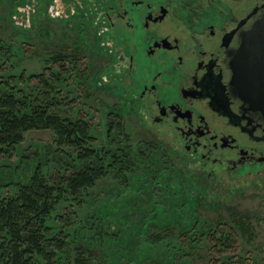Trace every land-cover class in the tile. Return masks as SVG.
Wrapping results in <instances>:
<instances>
[{
  "label": "rangeland",
  "instance_id": "rangeland-1",
  "mask_svg": "<svg viewBox=\"0 0 264 264\" xmlns=\"http://www.w3.org/2000/svg\"><path fill=\"white\" fill-rule=\"evenodd\" d=\"M46 12L45 0H0V78L13 77L20 87L21 74L41 73L58 54L73 57V71L69 66L56 85L62 97L71 93L76 101L67 105L61 99L56 112L89 119L97 156L81 162L72 150L54 144V131H27L15 157L0 160V195L7 185L14 192L16 185H29L38 166L46 179L85 167L105 172L73 197L68 245L55 264H75L80 254L88 264H214L218 257L206 234L221 227L232 228L237 247L219 255L217 264H264V173L203 170L196 156L177 145L171 133L151 127L136 101L119 90L123 85L108 66L109 50L99 48L95 35L75 30L84 19L59 30ZM29 84L23 86L26 96L35 85ZM6 92L1 85L0 93ZM67 204L57 205L51 226ZM165 229L172 236L154 245L151 235ZM38 264L44 261L39 258Z\"/></svg>",
  "mask_w": 264,
  "mask_h": 264
},
{
  "label": "flooded vegetation",
  "instance_id": "flooded-vegetation-1",
  "mask_svg": "<svg viewBox=\"0 0 264 264\" xmlns=\"http://www.w3.org/2000/svg\"><path fill=\"white\" fill-rule=\"evenodd\" d=\"M45 3L46 17L59 30L84 19L75 30L95 35L99 48L109 50L119 90L203 170L264 173V113L243 100L233 81V60L242 38L264 17V0Z\"/></svg>",
  "mask_w": 264,
  "mask_h": 264
},
{
  "label": "trees",
  "instance_id": "trees-1",
  "mask_svg": "<svg viewBox=\"0 0 264 264\" xmlns=\"http://www.w3.org/2000/svg\"><path fill=\"white\" fill-rule=\"evenodd\" d=\"M71 59L74 58L69 54H58L51 59L53 65L46 66L41 73L30 76L21 74L19 85L35 84L30 89L32 96L22 94L24 87L14 85L13 77L0 78V86L7 89L6 93H0V160L15 157L25 132L46 129L54 131V144L57 147L72 150L79 161L97 156L93 147L96 140L91 135L89 119L83 115L75 119L67 114L62 117L56 112L63 103L61 99L68 101L65 102L67 105L76 101L71 93L62 97V90L57 86L62 82L61 76L69 73V66L73 71ZM84 97L89 98L90 95L86 92ZM117 126L122 129L121 123ZM111 130L112 126L109 132ZM104 173L102 168L85 167L80 171L56 172L46 179L38 166L29 185H16L15 192L8 185L5 186V191L0 195V264H38L39 258L44 264H55L57 256L68 245L65 229L71 226L75 215L73 197L81 190L93 187ZM62 202L68 204L54 216L53 224L56 227L51 226L48 221ZM238 227L244 229L242 220ZM231 229L221 227V230H211L206 234L212 254L218 257L214 264L221 261L219 255L233 252L237 247ZM163 231L162 234L151 235L150 241L154 245L172 236L171 229ZM74 262L88 264L81 254ZM226 263L229 264L228 261ZM237 263L244 262L239 260Z\"/></svg>",
  "mask_w": 264,
  "mask_h": 264
},
{
  "label": "water",
  "instance_id": "water-1",
  "mask_svg": "<svg viewBox=\"0 0 264 264\" xmlns=\"http://www.w3.org/2000/svg\"><path fill=\"white\" fill-rule=\"evenodd\" d=\"M239 48L238 57L233 60L234 84L244 101L264 113V17L242 38Z\"/></svg>",
  "mask_w": 264,
  "mask_h": 264
}]
</instances>
